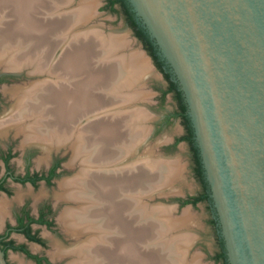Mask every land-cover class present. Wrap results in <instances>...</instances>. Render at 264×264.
Returning a JSON list of instances; mask_svg holds the SVG:
<instances>
[{"label":"bare ground","instance_id":"obj_1","mask_svg":"<svg viewBox=\"0 0 264 264\" xmlns=\"http://www.w3.org/2000/svg\"><path fill=\"white\" fill-rule=\"evenodd\" d=\"M59 1L24 0L21 4L0 0V64L6 69L18 70L23 67V60H31L38 52L43 61L41 71H47L45 67L51 62V72L48 71L57 76L55 84H37L31 90L23 87L6 90L14 97L15 109L6 114V118H0V136L13 128L24 136V141L37 142L48 153L54 148L55 140L70 141L74 137L71 163L74 165L81 160L86 169L79 173L80 178L62 182L61 189L66 193L62 191L58 197L74 200L83 207L65 210L60 221L72 236L79 239L80 235L88 233L90 239H87L88 244L71 251L70 255L76 258L71 264H184L187 245L183 240L187 241V237L174 238L171 234L188 227L193 221L191 215L187 212L179 221H174L167 211L153 212L143 207L140 198L146 186L143 181L148 188H151L149 182L158 178L156 183L163 184L174 177L179 167L175 163L159 167L152 158L146 162L149 166L146 165L154 172L147 170V174L142 167H135V142L141 134L139 130L135 132L136 113L124 115L121 112L110 117L107 112L97 120L90 116L112 107V103L123 102L108 94L110 82L115 78L118 84L115 92L126 89L125 73L128 83L134 84L147 62L138 56L121 59L115 56L113 63L105 66L102 55L106 53L97 50V46L110 44L114 49L119 47V41L100 42L89 33L79 35L77 30L80 23L86 21L87 10L82 8L57 16L58 3L69 5L68 0ZM22 48L25 53L16 52ZM92 62L97 72L95 85L87 80L86 73ZM97 84L101 92L102 86L105 87V93H97ZM93 91L97 96L88 99L87 94ZM88 117L91 121L82 126ZM14 121L19 123L4 128ZM159 186L162 185H156ZM4 205H0V210L3 211ZM59 247L58 257L63 254Z\"/></svg>","mask_w":264,"mask_h":264},{"label":"water","instance_id":"obj_2","mask_svg":"<svg viewBox=\"0 0 264 264\" xmlns=\"http://www.w3.org/2000/svg\"><path fill=\"white\" fill-rule=\"evenodd\" d=\"M127 2L185 98L228 263L264 264V0Z\"/></svg>","mask_w":264,"mask_h":264},{"label":"rangeland","instance_id":"obj_3","mask_svg":"<svg viewBox=\"0 0 264 264\" xmlns=\"http://www.w3.org/2000/svg\"><path fill=\"white\" fill-rule=\"evenodd\" d=\"M23 1L24 0H13V3L20 2L21 4H23ZM67 2L69 3V5L67 4V6L58 3L60 5L55 8L56 15H67L71 13L72 11L70 10L73 9H76V11H80L82 8H85L87 10L85 14L87 19L85 22L80 23V27L77 30V33L79 35L89 33L91 35H94V37H96L100 42L104 40H106L107 42L109 40L119 41V47L117 46V48L114 49H111L110 44H106L105 46H97V50H102L106 53V55H102V58L104 59V63H106V65H111L110 63H113L112 59L115 56L119 57L120 59L123 57L128 58L130 56H138L143 58L145 62H147L146 67H144V69L136 76V80L134 82L135 85L132 83H128L129 78L126 73L125 84H127L128 86L126 87V89L123 88L122 91L115 92V89L118 86L115 78L112 80V82L109 81L110 88H108V94L110 95V97L116 99V101L123 102H120L117 105L112 103V107L110 106L100 109L90 115L91 118L97 120L103 115L106 116L107 112L108 114H110V117H116L118 116V114L120 115L121 112L125 113L124 115L136 113V117L134 119H136L137 122L135 123V128L137 129H135V132L139 130L141 131V134L140 136L138 135L135 142V161H137V159H140L138 157L142 156L144 158H141L140 162H143L147 165L148 163L146 162L153 159L152 161L157 162V165L159 167L163 164L171 163H175L176 167H179L178 172L175 173L174 177L169 178L168 181L166 179V182L163 183L164 185L159 182L158 184L162 186L155 187L154 190L149 188V191L144 193L142 197L140 196L142 200V206L149 208L153 212L167 211L174 221H179L187 212L188 215H191L193 221L188 225V227H182L183 229L180 228L179 230H175L176 233L174 231L171 234V236L174 238L187 237V241L185 238H183L185 239L183 240L185 242V246L187 245V248L185 247L186 258L183 261L184 264H222L215 260V255L217 251H219L218 236L220 233L217 231V227L212 224V221L215 219V217L211 205L208 202H200L197 206H192V208H189L187 206H180L176 201V199L190 194H199L203 191V188L194 174V163L188 145L185 143H181L176 149H169L172 138L176 135L183 134L181 124L176 121L170 126H160L161 128L158 127L157 130V126L158 123H160L161 117L167 111L172 112L177 107V104L173 98H168L165 100V102H162L160 98L158 90L159 88H161V86H164V80L158 75L153 74L154 69L151 67L150 63L147 60V57L144 55V48L141 47L140 41H137L138 39L136 38L134 33L132 34L130 32V28L128 27V23L125 20L124 14L120 12V10H118V12H112L110 9H106L105 7L107 4V0H68ZM23 49L24 48L16 49V52L21 51L25 53V49ZM39 55L40 54L37 52L31 58V60H23V63H21L23 67L21 65L20 67L22 68H19L20 70H9L4 68L6 66H2V64H0V73H19L18 76L20 78L17 81H14L12 85L16 88L23 87L26 88V90H31L32 86L34 87L35 85H37L39 81H45V83L54 82L55 84L57 81V76L55 77V75L50 73L51 62H49L45 67V69L50 70V72L48 70L41 71L40 62L43 64V61L41 59V55ZM98 62L99 66L101 64L100 58L98 59ZM95 68L96 66L93 64V62L88 65V68H86L88 77L87 80L93 81L94 85L97 75ZM87 80L86 83L89 85ZM118 80H120V78ZM90 86L92 85L90 84ZM99 87V84L95 86L96 90H98L97 93L101 92ZM104 88L105 87L102 86L101 93H105ZM7 89H5L6 94ZM97 93L95 91H93V93L89 92V94H87V98H95L97 96ZM10 96L12 97L11 101L10 99H8L9 101L7 100L10 106H4V108L0 109L1 119L4 118L6 114H9V112L15 109V107H13V103L15 102L14 97L12 95ZM112 113L114 115H111ZM137 114H140V117H137ZM90 121L91 119L90 117H88L87 120H85V122L82 124V126L88 125ZM19 122H23V120H19ZM17 123L15 121L10 122L6 124L5 127H1L8 128L11 127L10 124L13 127V125ZM11 130H9L8 134L0 136V147L14 141H16L14 143L17 144L18 148L28 147L30 145H40L37 142L24 141L25 138L23 135H17V132L13 130V128ZM73 138L70 139V141L61 140V142H59L55 140L54 145L56 146L53 145V147L56 149H60V151H50L49 153L47 151H43V154L39 153L34 162V169H42L49 162V158H52L54 155H62L64 159V171L62 177L58 182V185L56 184L52 188L40 187L37 190H30V188L21 186H11V197L6 198L0 195V205L5 204L3 211L0 210V234L4 231L5 225L7 223H14V210L26 201L30 202L33 210L36 209L38 202H41L43 200H50L54 204L56 210L55 218L57 223L56 233H49L46 230H42V234L45 235L44 238L48 243V247L46 249L36 247L31 248L34 253L46 254L50 258L59 260L61 264L73 263L76 258L70 255L71 251L79 246L88 244L89 242L87 241V239H90L88 233L80 235L79 239L77 238L78 236H72L70 233H68L63 223H61L60 221V217L65 210L73 209L74 211L80 206L83 207V204H79L74 200H59L58 197L60 196L59 194H62V191L65 192L64 189H61L60 184L62 182L74 181L77 178H80L79 173L84 172L83 170L86 169L85 164L83 165L81 163V160H77V164L74 165H72L71 163L74 151L71 148L74 143ZM18 152H20L21 156L14 160L13 167L20 173L24 169L23 154L25 151ZM44 158H46V161ZM128 160L129 162H131L132 159H130L129 157ZM0 170H2L1 164ZM18 195L20 196L19 198ZM3 199H5L7 202ZM13 237L16 242L24 243V240H22L19 236L13 235ZM158 244H161V242H158ZM58 246H60L59 248H61L63 252V254L59 257L56 256ZM9 260L12 264H31L30 261L27 260L24 256L13 252L9 253Z\"/></svg>","mask_w":264,"mask_h":264},{"label":"flooded vegetation","instance_id":"obj_4","mask_svg":"<svg viewBox=\"0 0 264 264\" xmlns=\"http://www.w3.org/2000/svg\"><path fill=\"white\" fill-rule=\"evenodd\" d=\"M125 20L127 21L126 17H125ZM128 27L133 31V29L131 28L129 24H128ZM140 43L143 45L142 42ZM156 55L160 58V56L158 55V50H157ZM162 62H163L164 71L166 73L171 74V80L174 81V77L172 73L170 72V68L164 63V61ZM161 74L164 80V86H161V88H159L158 90L160 98H162V92L167 90L169 86V83L165 80L163 73ZM19 78L20 77L18 75H15L12 73H3V72L0 73V109L4 108V106H8V107L10 106V104L8 103L9 101L8 99H10L11 101V97L9 94L5 93V89L14 87L12 86L13 82L17 81ZM168 98L174 99L173 93H169L166 96V99ZM13 112L14 110L11 111V113ZM177 112H178V104H177V107L172 112L167 111L161 117L160 123H158V126H157V130H158V127L160 126L161 127L170 126L176 121L179 122L182 126L183 134L176 135L175 137L172 138L169 149L171 150L176 149L181 143H185L188 145L189 150L191 151L190 153H191L192 159H193V154H192L193 150H192V146L190 142H188L187 140H181L185 135H187L188 131H187L186 125L184 124L183 117L178 116ZM191 128L193 131V138L195 141V134H194L192 124H191ZM17 135H20V134H17ZM14 142L8 143L5 146L3 145L0 147V164L2 166V170H0V195L1 196H4L6 198L11 197L12 196L11 186H16V187L21 186L25 188H30V190L31 189L37 190L40 187L52 188L54 185L56 184L58 185V182L60 178L62 177L63 171H64V163H63L64 159L62 155H54L52 158H49V162L44 168L34 169L33 167H34L35 159L38 157L39 153L43 154V151H45L43 146L42 145H30L28 147L18 148L17 144H15ZM195 147H197L196 141H195ZM18 151H25L23 154L24 169L20 173L16 171L15 168L13 167L14 160H16L18 157L21 156L20 152ZM51 151H60V149L53 148L51 149ZM193 163H194V159H193ZM193 168H194V174L196 178L199 180L200 184L202 185L203 191L196 195L190 194V195L181 197L179 199H176L177 203L180 206H182L184 202L189 200V198H192V197L197 198L201 196V194L204 192L202 181L200 180V178L197 177L195 173V163H194ZM207 192L210 193L209 189ZM19 197L20 196L18 195V198ZM208 203L211 205V208L213 210L214 217H215L214 220L216 221L215 227H217V231L219 232L220 228L216 220V212L213 207L212 201L209 200ZM187 205L194 206L193 204H187ZM55 214H56L55 206L50 200H43L41 202H38L35 210H33L30 202L28 201H26L25 203H23L17 209L14 210L13 212L14 223H10V222L7 223L5 225L4 231L0 234V246L4 250L3 252L5 253V258L8 264H12L9 260L10 252L18 253L24 256L27 260L30 261L31 264H61L59 260L50 258L46 254L34 253L31 248V247H36V248L46 249L48 247V243L46 242L44 238L45 235L42 234V230H46L49 233H54V234L56 233L57 223H56ZM13 235L19 236L22 240H24V243L16 242ZM221 239L222 238L219 234L218 242ZM219 252H220V248H219V251H217L216 255ZM225 253H226V250H225Z\"/></svg>","mask_w":264,"mask_h":264},{"label":"trees","instance_id":"obj_5","mask_svg":"<svg viewBox=\"0 0 264 264\" xmlns=\"http://www.w3.org/2000/svg\"><path fill=\"white\" fill-rule=\"evenodd\" d=\"M105 8L110 9L112 12H118V10H120V12L124 14L128 24L133 29L136 38H138V40L143 43L144 49L153 58L155 65L161 71V73H163L165 80L169 83L167 90L162 92V98H161L162 102H165L166 96L169 93H173L174 100L178 104L177 115L183 117L184 119V124L186 125L188 132L187 135H185L181 140H187L188 142H190L192 146V150H193L192 154L195 163V173L197 177L200 178V180L202 181L204 192L201 194V196L197 198L196 197L189 198V200L184 202L182 206H185L187 204H193L194 206H196L199 202H208L209 200H211L210 193L207 192L209 186L207 181L205 180L204 169H203L199 149L195 147L193 131L191 128V121L190 118L187 116V105L182 91L179 89L178 84L175 81L171 80V74L166 73L164 71L163 62L156 55L157 47L150 39L146 30L136 20L135 14L133 13L131 7L129 6L127 0H107V4ZM212 224L215 226L216 221L213 220ZM219 248H220V252L216 255L215 260L217 262H222L223 264H228L223 239L219 240Z\"/></svg>","mask_w":264,"mask_h":264}]
</instances>
